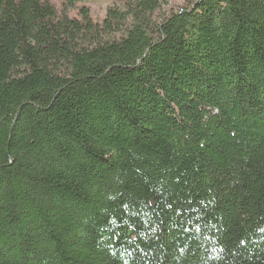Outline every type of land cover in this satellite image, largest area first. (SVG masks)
<instances>
[{"label":"trees","instance_id":"1","mask_svg":"<svg viewBox=\"0 0 264 264\" xmlns=\"http://www.w3.org/2000/svg\"><path fill=\"white\" fill-rule=\"evenodd\" d=\"M135 2L0 0V264H264V0Z\"/></svg>","mask_w":264,"mask_h":264},{"label":"rangeland","instance_id":"2","mask_svg":"<svg viewBox=\"0 0 264 264\" xmlns=\"http://www.w3.org/2000/svg\"><path fill=\"white\" fill-rule=\"evenodd\" d=\"M48 1L55 6L58 12L66 11L70 16H79L81 8L85 7L89 10L92 18L102 23L107 17L110 9L125 12L131 5H135L137 0H84L69 5L65 0H43ZM156 4V9L153 13V18L156 22L161 21L172 12H176L185 7L192 6L196 0H153Z\"/></svg>","mask_w":264,"mask_h":264}]
</instances>
